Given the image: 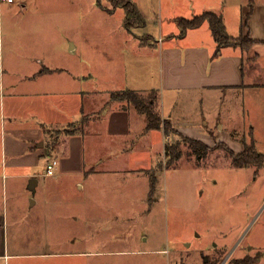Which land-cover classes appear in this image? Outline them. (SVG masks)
Masks as SVG:
<instances>
[{"label": "crops", "instance_id": "obj_1", "mask_svg": "<svg viewBox=\"0 0 264 264\" xmlns=\"http://www.w3.org/2000/svg\"><path fill=\"white\" fill-rule=\"evenodd\" d=\"M131 1L147 23L145 27L127 28L130 37L126 43L132 45L129 53L143 66L139 69L146 74L141 76L148 82L140 83L135 76L131 79L126 70L120 86L108 92L156 89L161 94L163 117L174 124L178 137L182 134L212 147L218 141L223 143L221 136L225 134L232 139L227 146L242 154L244 142L253 138L235 122L242 121L246 113L255 115L263 109V98L259 100L256 89L264 88V44H255L249 52L228 46L217 54L215 42L199 37L201 26L185 35L179 31L158 38L151 22L161 25L164 12L178 13L170 16L178 21L192 19L199 15L198 10L215 9H209L203 0ZM16 3L0 2V16L5 11L12 13L0 18V32L3 34L6 24L8 39L2 50L0 38V264H32L60 256L50 251L51 238L43 241V236L27 237L25 232L48 228L56 208L63 205L59 203L62 193L76 190L85 195L87 181L94 178H116L122 173L143 177L150 166L144 162L157 152L151 137L155 131H146L145 117L126 102L105 98L94 83L93 73L83 71L85 64L63 60L59 46L54 44L46 46L38 41L35 45L31 38L35 32L20 34L16 26H8L26 22L27 17L15 14ZM19 6L25 10L27 1ZM118 8L122 7L112 11L94 5L95 10L110 15ZM225 10L218 14L232 36H239L243 29L253 40H264V8L242 6L235 22L238 33H231ZM76 49L75 43L72 50ZM149 60L157 64L156 68ZM238 133L243 134V140L236 137ZM255 146L264 152L256 140ZM54 159L59 164L55 175L49 176L46 167ZM63 185L68 187L62 189ZM15 199L22 200L23 207ZM10 226L17 232L12 239ZM35 246L40 247L37 252L32 248ZM82 254L68 252L64 256Z\"/></svg>", "mask_w": 264, "mask_h": 264}, {"label": "rangeland", "instance_id": "obj_2", "mask_svg": "<svg viewBox=\"0 0 264 264\" xmlns=\"http://www.w3.org/2000/svg\"><path fill=\"white\" fill-rule=\"evenodd\" d=\"M24 1L28 6L25 10L19 6ZM203 1L216 13L226 9L231 33L239 31L235 22L242 6L264 8V0ZM97 3L107 10L117 8L109 0H17L15 14L27 17L26 22L8 26H16L20 34L35 32L31 36L35 45L39 41L59 46L63 60L88 65L83 67L85 74L87 70L93 73L96 87L104 91L105 98H111L108 91L120 86L126 70L140 83L148 79L141 76L146 74L141 72L143 66L136 64L129 53L132 45L126 43L130 34L124 24V9L118 8L110 15L95 10ZM182 13L192 17L191 13ZM11 14L4 12V16ZM177 14L164 12L161 25L151 22L158 38L181 30L178 21L170 17ZM4 27L3 34L0 32L2 50L8 42L6 24ZM200 28L199 37L216 44L209 22ZM75 43L78 49L72 50ZM87 60L92 64L86 65ZM150 63L156 68V63ZM256 91L259 100L263 98V109L255 115L246 113L242 121L235 123L264 147V88ZM154 131L151 137L157 152L144 160L150 166L143 177L122 173L116 178L87 181L85 195L76 190L62 193L59 203L63 205L56 208L48 228L25 232L26 236L39 234L43 241L51 238L50 251L60 255L32 264H206V258L210 264H264V166L236 168L220 141L202 157V149L192 151L176 133L165 136L163 132V137L161 130ZM236 137L243 140L241 133ZM221 141L226 146L232 143L225 134ZM168 142L178 143L176 154L181 157L172 163L165 152ZM2 197L0 191V207ZM16 201L23 207L22 200ZM15 232L10 226L11 239ZM37 247L32 248L37 252ZM68 252L84 254L64 256Z\"/></svg>", "mask_w": 264, "mask_h": 264}, {"label": "trees", "instance_id": "obj_3", "mask_svg": "<svg viewBox=\"0 0 264 264\" xmlns=\"http://www.w3.org/2000/svg\"><path fill=\"white\" fill-rule=\"evenodd\" d=\"M115 7H122L125 11V25L128 29L133 27H145L146 18L143 17L139 11L137 5L131 0H109ZM205 22H209L211 30L214 34V39L216 41L217 54L221 52L224 47L232 46L236 48H242L244 51H250L255 47L257 43H263V41L253 40L249 35H246L244 30L239 34V36H232L224 21V18L214 11H208L200 15H196L192 19L180 18L178 19V24L180 26L181 35H185L186 31L202 26ZM112 101L116 102H126L129 106L135 108L141 115L146 119V131L150 130H161L164 132L165 136L176 133L174 124L171 123L169 119H164L161 109L159 108L161 94L158 90L152 89L149 92H142L139 90H118L117 92L111 93ZM84 120H82V123ZM82 125V124H81ZM179 138L184 142L186 146L194 152L203 150L201 156H207L208 151L211 150L204 142L201 140H194L188 138L182 134H179ZM222 149L230 154L232 163L236 168H243L246 166L255 165L258 167L264 166V152H257L255 146V140L252 139L251 142L245 141V148L242 154L234 153L228 146L224 143L219 144ZM166 154L170 156L169 162H174L181 158L176 154V149H178V143L168 142L166 144ZM170 163V164H171ZM154 187V186H153Z\"/></svg>", "mask_w": 264, "mask_h": 264}, {"label": "built area", "instance_id": "obj_4", "mask_svg": "<svg viewBox=\"0 0 264 264\" xmlns=\"http://www.w3.org/2000/svg\"><path fill=\"white\" fill-rule=\"evenodd\" d=\"M0 2L9 4V3H15L16 0H0ZM0 67H1V63H0ZM58 164L59 162L56 159L49 162L46 167V174H48L49 176L55 175Z\"/></svg>", "mask_w": 264, "mask_h": 264}, {"label": "flooded vegetation", "instance_id": "obj_5", "mask_svg": "<svg viewBox=\"0 0 264 264\" xmlns=\"http://www.w3.org/2000/svg\"><path fill=\"white\" fill-rule=\"evenodd\" d=\"M228 259H230V257H229ZM228 259H227V261H228ZM205 263H206V264H210V263H211V261L209 260V258H206V259H205Z\"/></svg>", "mask_w": 264, "mask_h": 264}]
</instances>
